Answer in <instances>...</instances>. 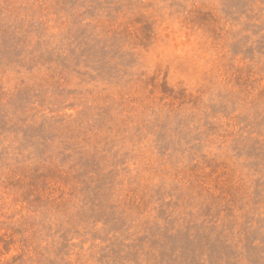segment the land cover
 <instances>
[{
  "label": "rangeland",
  "instance_id": "rangeland-1",
  "mask_svg": "<svg viewBox=\"0 0 264 264\" xmlns=\"http://www.w3.org/2000/svg\"><path fill=\"white\" fill-rule=\"evenodd\" d=\"M0 264H264V0H0Z\"/></svg>",
  "mask_w": 264,
  "mask_h": 264
}]
</instances>
